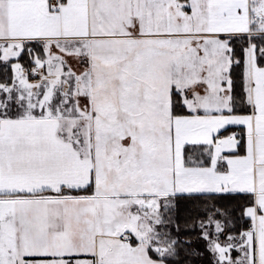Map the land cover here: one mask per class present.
<instances>
[{"label": "snow or ice", "instance_id": "1", "mask_svg": "<svg viewBox=\"0 0 264 264\" xmlns=\"http://www.w3.org/2000/svg\"><path fill=\"white\" fill-rule=\"evenodd\" d=\"M0 264H264V0H0Z\"/></svg>", "mask_w": 264, "mask_h": 264}]
</instances>
